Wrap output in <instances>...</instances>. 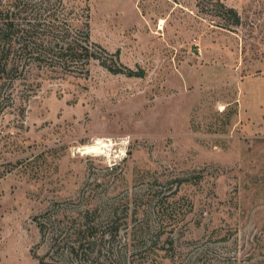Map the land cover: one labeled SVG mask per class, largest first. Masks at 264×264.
<instances>
[{"label":"rangeland","instance_id":"obj_1","mask_svg":"<svg viewBox=\"0 0 264 264\" xmlns=\"http://www.w3.org/2000/svg\"><path fill=\"white\" fill-rule=\"evenodd\" d=\"M60 1L87 71L35 58L58 0H0V264H264V0Z\"/></svg>","mask_w":264,"mask_h":264},{"label":"trees","instance_id":"obj_2","mask_svg":"<svg viewBox=\"0 0 264 264\" xmlns=\"http://www.w3.org/2000/svg\"><path fill=\"white\" fill-rule=\"evenodd\" d=\"M58 4L60 8L59 12H56L59 15L55 29L56 33H54L53 38L51 36L49 42L46 44L43 41L39 43L35 42L37 49L35 58L40 62H45L49 68L69 69L81 64L84 66L85 71H87L90 61L99 59L96 53L99 50L102 51L103 48L99 44L90 41L87 20L83 21L82 25L74 24L73 19L68 21L65 17L60 16L64 7L60 0H58ZM228 11L232 14L233 23L238 24L239 17L237 13L232 8L228 9ZM11 15L12 12L9 9L0 10V73L5 74L16 69L14 59L12 58L14 56H11L12 53L16 51L18 54H23V52L27 53L26 50L28 51L27 35L23 38L22 35L19 36L20 41L16 43L12 39L13 36H18L19 32H23V29L17 28V25L13 23ZM58 15H56L57 18ZM23 39L25 40L23 41ZM100 63L112 73L123 72L121 69L106 64L104 61ZM126 74L132 75L130 71L126 72Z\"/></svg>","mask_w":264,"mask_h":264},{"label":"bare ground","instance_id":"obj_3","mask_svg":"<svg viewBox=\"0 0 264 264\" xmlns=\"http://www.w3.org/2000/svg\"><path fill=\"white\" fill-rule=\"evenodd\" d=\"M99 142L101 143V141L98 140L97 143L99 144ZM107 142H108V141H107ZM104 144H105V143H104ZM104 144H103V146H104ZM90 145H91V144H90ZM88 146H89V145H88ZM91 148H93V149L95 150V146H92ZM91 148H90V149H91ZM98 148H99V147H98ZM86 150H87V149H86Z\"/></svg>","mask_w":264,"mask_h":264}]
</instances>
